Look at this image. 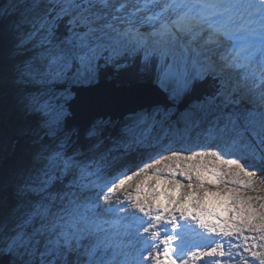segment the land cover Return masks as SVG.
<instances>
[{"label":"snow or ice","instance_id":"1","mask_svg":"<svg viewBox=\"0 0 264 264\" xmlns=\"http://www.w3.org/2000/svg\"><path fill=\"white\" fill-rule=\"evenodd\" d=\"M0 264H264V0H0Z\"/></svg>","mask_w":264,"mask_h":264}]
</instances>
